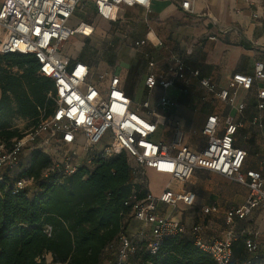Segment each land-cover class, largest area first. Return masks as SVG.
Returning <instances> with one entry per match:
<instances>
[{
	"label": "built area",
	"instance_id": "1",
	"mask_svg": "<svg viewBox=\"0 0 264 264\" xmlns=\"http://www.w3.org/2000/svg\"><path fill=\"white\" fill-rule=\"evenodd\" d=\"M95 15L110 21L122 6H139L147 11L151 0H90ZM85 0H1L0 3V54H32L37 61V74L52 81L47 98L53 103L52 111L36 125L23 130L19 138L10 145L0 144V181L3 174L13 171L25 155V151L42 149L51 158V165L42 173L47 177L57 172L70 175L79 166L91 170L99 158H108L124 152L130 164L133 183L148 190L146 173L149 170L167 176L158 195L149 192L138 198L133 190L124 205L130 206V217L140 224L133 234L120 233L108 246L113 250V264H133V238L143 237L148 241L149 252L154 253L158 244L167 238L190 237L196 246L210 254L216 264H231L232 244L241 238L249 254L243 264H251L252 257L259 254L264 264V242L261 231L252 222V215L264 210V158L256 168L244 165L247 151L237 145V132L242 122L230 115L207 114L201 134L204 145L191 148L186 142L181 121L165 119L151 107L149 100L133 107V99L121 86V75L102 72L99 81H93L91 65L75 59L73 61L61 49L67 40L79 34L90 37L95 30L92 23L72 19L78 7L84 8ZM185 12H193L195 0H178ZM80 4V5H79ZM72 24H71V23ZM209 39H216L215 35ZM145 40L136 42L137 46ZM155 62L148 60L144 85L149 92L159 87L168 89L175 81L185 83L196 79L207 92L213 94L227 106L234 105L237 88L250 89L257 85L254 107L257 113L250 125L258 130L264 127V62L256 60L251 75L236 72L226 88H219L200 71L191 68L185 61L172 56L166 67L155 69ZM171 105V100L162 95L157 105L162 110ZM245 102L235 106L242 114ZM164 121V122H163ZM169 127L170 140L163 141L164 126ZM159 135L157 136V134ZM207 169L222 175L246 188L240 204L221 207L208 204L190 223L185 218H176L174 210L178 204L192 207L197 193L187 189L186 184L197 170ZM32 178H19L11 190H29ZM222 212L224 229L220 235L207 237L206 218ZM207 223V222H206ZM51 227L44 232L50 235ZM48 256V255H47Z\"/></svg>",
	"mask_w": 264,
	"mask_h": 264
},
{
	"label": "trees",
	"instance_id": "2",
	"mask_svg": "<svg viewBox=\"0 0 264 264\" xmlns=\"http://www.w3.org/2000/svg\"><path fill=\"white\" fill-rule=\"evenodd\" d=\"M36 71L32 54H0V144L10 145L23 130L36 125L42 113L52 111L47 98L52 81ZM15 120H25L26 128H18ZM50 165L49 155L35 148L15 169L20 174H13L15 170L3 174L0 264H113L115 254L106 253L107 246L132 221L124 201L133 190L138 198L148 192L133 183L126 154L99 158L91 170L79 166L70 175L53 172L42 177ZM19 178H32L37 187L31 194L13 193L11 187ZM47 225L50 235L44 232ZM147 244L143 237L133 238V264H216L190 237L164 239L154 253ZM232 252L231 264H243L249 257L241 238L233 242ZM251 264H260L259 254Z\"/></svg>",
	"mask_w": 264,
	"mask_h": 264
},
{
	"label": "crops",
	"instance_id": "3",
	"mask_svg": "<svg viewBox=\"0 0 264 264\" xmlns=\"http://www.w3.org/2000/svg\"><path fill=\"white\" fill-rule=\"evenodd\" d=\"M149 9L147 11L139 6H122L117 11L113 19H121V26L133 36V53L142 49L145 59L142 64L139 60L132 61L128 67L124 70L121 68L119 72L120 64H117L110 72L121 75V86L131 98L135 92L134 86L140 89L141 85L144 87V94L151 95L155 90L160 95L155 100V105L162 95H166L171 100V105L164 109L166 114H160L165 122L170 116L181 120L182 128L187 127L192 117L191 105H195L197 101H199V111H201L199 113L201 127L207 114L210 113L230 115L235 120L241 121L242 126L237 132V145L241 146L239 144L241 136L250 142L251 146L243 147L247 151L246 167L256 168L259 160L264 158V127L260 131L250 125L251 117L257 113L254 107L257 85L254 84L250 89L237 88L234 105L230 107L202 88L196 79H189L186 83L177 80L166 90L156 87L149 92L144 85V76L148 60H153L156 64L155 69L161 70L166 67L172 56H177L191 68L198 69L202 77L209 78L219 88L229 86L233 73L251 75L254 62L256 60L264 62V0H195L191 13L183 11L179 7L178 0H151ZM92 11L94 12L93 9ZM94 16H96L95 12ZM106 22L109 23V21ZM90 23L93 24V22ZM128 24L134 25V31L128 28ZM92 35L90 37L73 35L80 37L73 41L78 46L77 55L74 58L65 53L64 55L68 56L71 61L79 59L91 65L85 55L82 56V52ZM212 35H215L216 39H209ZM71 38L72 36L64 43L62 49ZM140 40H145V43L137 46L136 42ZM239 89L244 90L240 99L237 98ZM240 102L246 104L242 114L235 109ZM133 107L137 105L133 103ZM166 128L165 125L164 129ZM242 133L246 135H241ZM186 142L193 149H199L204 145V140L200 146L193 145L194 140L188 138ZM162 176L167 179V176ZM240 186L237 187L236 192L238 199L242 202L246 195V188ZM192 190L198 195L197 190ZM229 194L231 195L232 191ZM210 204L221 206L217 200L211 201ZM262 213L264 214V210H258L252 215V222L261 234L264 233V221L261 225L259 224V217ZM215 215L211 221L206 220L209 226L205 231L207 237L222 233L221 225L216 223L219 214ZM195 216L196 214L192 215L191 219L194 220ZM185 218L187 220V217ZM137 226L139 227L140 224L138 223Z\"/></svg>",
	"mask_w": 264,
	"mask_h": 264
},
{
	"label": "rangeland",
	"instance_id": "4",
	"mask_svg": "<svg viewBox=\"0 0 264 264\" xmlns=\"http://www.w3.org/2000/svg\"><path fill=\"white\" fill-rule=\"evenodd\" d=\"M1 3V0H0ZM80 5V4H79ZM93 4L90 0H85L84 8L78 7L75 11V16L72 19L73 25H75L79 20H85L87 22H93L95 26V31L92 37L88 40L89 43L85 44L83 47L82 56L85 55V58L91 63L92 71L94 72L92 80L99 81V74L102 72H109L120 64L118 68V72L121 71V68L128 67L129 63L135 60H139L140 64L145 59V55L143 50L139 49L136 53H133L132 49V39L133 36L128 32L124 27L121 26V19H113L110 20L109 23L104 21L103 19L94 16V12L92 11ZM71 23V22H70ZM71 23V24H72ZM129 29L134 31V25L128 24ZM125 38H122V37ZM79 36H72L71 40L66 44V46L62 49L63 54H68L70 57L74 58L77 55L78 46L73 41L79 39ZM140 86V85H139ZM135 87V92L132 96L133 102L135 105L139 106V110L141 112H145L146 109L140 107L143 100L148 99L151 102V107L154 108L159 114H166L167 112L162 110L161 107L155 105V100L158 99L159 94L152 91L151 95H146L143 93V85L140 86V89ZM244 90L239 89L237 93V98L240 99L243 95ZM213 102L212 100H208ZM209 104V102L207 103ZM191 113L192 117L189 120V125L184 128L185 138L189 140H194L192 142L193 145L202 144L204 137L200 134V118H199V101L195 103V105H191ZM203 111V110H202ZM196 118V119H195ZM181 121V120H180ZM14 124H17L18 128H26L25 120H17L14 121ZM169 127L165 129V134L162 136L163 141L170 140V133ZM159 133L157 134V136ZM241 135H246L242 133ZM240 137L239 144L242 147L251 146L250 142L246 139ZM199 142V143H198ZM29 151H25V155L22 157L23 164H25V160L28 156ZM129 163L132 164V161L129 160ZM24 167V165H23ZM21 170L13 171V174H20ZM146 177L148 179V190L153 195H158L162 190L165 182L167 179L162 176L158 175L157 173L153 172L152 170L146 173ZM240 185L229 180L228 178L216 174L214 172H210L207 169H200L197 170L196 173L193 175L191 180L187 182L186 188L187 189H195L198 192V197L192 207L184 206L183 204H178V209L174 210V216L176 218H185L187 217V221H192L191 216L197 215L200 213L201 207L203 205H208L211 201L217 200L221 206L232 205L235 203L241 202V200L237 197V187ZM242 186V185H241ZM240 186V187H241ZM36 184L33 182L28 186L29 190L27 192L29 194L32 193L34 188H36ZM235 187V188H234ZM234 188V189H233ZM243 188V187H242ZM234 190V191H233ZM232 191V194L229 193ZM235 196V197H234ZM234 197V199H233ZM224 206V207H225ZM218 220L216 221L217 225H221V230L224 229V222H223V213H218ZM216 215H208L207 220H212V217ZM186 219V218H185ZM222 220V221H221ZM264 221V214L262 213L259 217V224L261 225ZM223 222V223H222ZM204 223L208 226V223L204 221ZM136 221H129L128 228L125 230L128 234H133L135 229L138 227ZM211 224V223H210ZM209 227V226H208ZM211 229V228H209ZM213 230V228H212ZM264 233L261 234L259 237L260 240H264ZM113 251V250H112ZM106 253H110V250H106ZM113 253V252H112ZM51 257L48 255L47 260L49 261ZM138 262V259H136ZM107 264V263H106Z\"/></svg>",
	"mask_w": 264,
	"mask_h": 264
}]
</instances>
